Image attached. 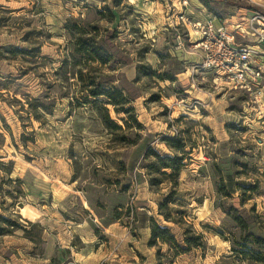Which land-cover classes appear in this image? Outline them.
Returning <instances> with one entry per match:
<instances>
[{"label": "rangeland", "instance_id": "374dc122", "mask_svg": "<svg viewBox=\"0 0 264 264\" xmlns=\"http://www.w3.org/2000/svg\"><path fill=\"white\" fill-rule=\"evenodd\" d=\"M254 12L264 0H0V264H264V75L215 83L192 43L195 21ZM153 223L200 246H151Z\"/></svg>", "mask_w": 264, "mask_h": 264}, {"label": "built area", "instance_id": "2783aa9c", "mask_svg": "<svg viewBox=\"0 0 264 264\" xmlns=\"http://www.w3.org/2000/svg\"><path fill=\"white\" fill-rule=\"evenodd\" d=\"M193 29L196 40L191 42L196 44L201 53V60L194 68L196 73L210 75L215 83L220 82L221 85L240 87L248 91L251 86L259 85L258 80L264 75L263 68L256 63L258 56L264 61L262 13L254 12L250 24L245 28L239 23L229 27L221 19L208 17L204 22L195 21ZM188 34L193 36L191 31ZM247 35L256 37L259 44H240L237 37L243 38Z\"/></svg>", "mask_w": 264, "mask_h": 264}, {"label": "trees", "instance_id": "16d2710c", "mask_svg": "<svg viewBox=\"0 0 264 264\" xmlns=\"http://www.w3.org/2000/svg\"><path fill=\"white\" fill-rule=\"evenodd\" d=\"M205 4L208 5L207 2H205ZM78 52H80L81 54L90 55L95 60H98L102 63H106L104 57L101 55L99 51V48L97 47H91V49H82L81 51H78ZM80 76H81L80 77L81 80L84 81L82 73ZM88 93L90 97L95 99V101H98V99L101 97L106 98L107 100L106 104L112 105L115 113L118 115L121 113L129 114L133 110L132 107L126 108V106L129 105V101H127L123 97V93L121 91H117V90L113 91L111 89H106L102 86H98L97 88L89 89ZM115 94L120 95L124 99L123 106L120 108L118 107V104L114 101ZM103 121L107 127H110L111 125L116 126L114 121L110 117V112L108 111V109H106V114L103 117ZM135 122H137L136 119H135ZM165 141L167 142L168 145H170V143H172L173 140L165 139ZM179 148L184 149V145L181 144ZM160 160L163 163L162 169H172L175 173L177 172V164H180L181 161H183L182 158H179L177 156L174 158H171V157L160 158ZM165 219L167 221H172L170 214L165 215ZM201 240H202V236L200 234H196L194 237L187 236L185 239V244L187 247L185 249H182L181 247H179L176 241V238L171 235V232L169 229L162 228L156 223H153L152 228H151V241L149 244L152 246V245H156L158 241H161L163 243H169L172 247H175L179 249L181 252L186 253L190 251L192 247L200 246Z\"/></svg>", "mask_w": 264, "mask_h": 264}, {"label": "crops", "instance_id": "0c3cea01", "mask_svg": "<svg viewBox=\"0 0 264 264\" xmlns=\"http://www.w3.org/2000/svg\"><path fill=\"white\" fill-rule=\"evenodd\" d=\"M20 214H22V215H26V211H24V209L22 208V209L20 210ZM21 248H24V246H21ZM21 250H24V249H21ZM24 264H26V262H24Z\"/></svg>", "mask_w": 264, "mask_h": 264}, {"label": "water", "instance_id": "95a60500", "mask_svg": "<svg viewBox=\"0 0 264 264\" xmlns=\"http://www.w3.org/2000/svg\"><path fill=\"white\" fill-rule=\"evenodd\" d=\"M68 264H73L72 262L68 263Z\"/></svg>", "mask_w": 264, "mask_h": 264}]
</instances>
